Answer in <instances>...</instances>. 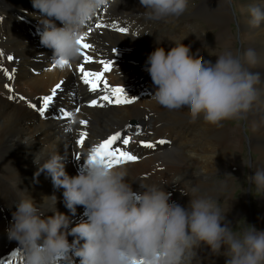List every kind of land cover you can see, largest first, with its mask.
<instances>
[{"label":"bare ground","instance_id":"6f19581e","mask_svg":"<svg viewBox=\"0 0 264 264\" xmlns=\"http://www.w3.org/2000/svg\"><path fill=\"white\" fill-rule=\"evenodd\" d=\"M228 2L204 0L195 6H186L180 16L149 19L148 22L139 0H109L100 13L107 17L103 20L104 26L93 27L82 34L84 42L91 45L86 54L93 56V62L88 63L86 70L103 72V66L98 62L110 59L111 71L104 73V79L110 86L122 84L125 94L130 98L136 96L140 89L148 91L142 87L148 85L153 95V84L146 81L148 73L145 68L148 53L157 45L167 50L175 41H181L189 48V55L197 59L203 60L202 53L209 52L210 62H215L216 56L233 50L231 38L234 33L231 34L229 27L232 12ZM240 4L239 38L244 43V52L251 49L255 53V62L250 63L244 58L243 67L258 74L254 83L255 98L248 110L241 113L247 126L248 136L245 138L249 150L258 154L257 160L248 164L251 169L245 168L250 178L258 168H264V21L253 26L246 12L249 13L248 9L252 6L264 10V0H246ZM39 15V10L32 7L31 0H0V53H3L0 67L9 72L15 69L12 79L0 71V260L12 257L13 250L16 251L15 256L23 257L17 241L7 236L6 228L11 221L14 203L24 194L32 197L43 214L51 215V202H43L42 197L55 193V208L68 215L72 223L86 218L83 216V206L77 205L75 214L65 208L62 189L54 188L50 176L45 172L34 177L36 165L33 156L43 160L52 151H58L64 156L65 171L73 175L77 164L99 139L118 128L124 130L132 121H136L135 125L140 126L141 131L135 137H130L126 150L133 147L138 149L141 140L154 143L169 138L172 143L170 147L165 144L155 146L151 153L142 151L140 160L119 165L127 170L128 177L125 179L131 184L133 192L140 191L141 184H163L161 190L167 195L168 202L187 206L190 199L187 192L193 196L211 197L216 201L222 199L224 203H219V207L228 220L237 212L247 213L244 199L242 204H238L236 199H232L231 191L234 183L232 176L240 172L243 163L224 157L231 153L230 150L241 151L243 135L237 124H227L232 128L225 127L222 120L212 124L203 120L202 116L193 120L186 111L168 109L157 103L154 97L142 98L130 104H107L100 108L79 106L80 111H76L72 119L62 121L40 119L36 111L29 107V102L38 104L40 97L50 94L53 86L61 83L52 102V105H61V98L68 99L67 94L71 88L80 87L82 73L78 71V65L85 64V61L79 54L74 62L69 63L70 67L61 68L57 65L56 60L50 57L52 50L41 45L38 37L31 36L22 28V25L39 23ZM125 17L129 21L120 19ZM184 20H189L196 28L192 30L181 23ZM133 21H136L135 24H130ZM110 22H115L116 28L108 26ZM199 23L217 32H214L213 37H208L198 28ZM134 25L141 27L138 31H143L138 36L131 33ZM119 27L127 28L129 33L118 32L116 29ZM155 33L157 36L153 37ZM113 48L115 52H112ZM8 56L13 59L8 60ZM23 77L29 88L38 94H33L26 87ZM5 84L10 89L5 88ZM99 88L103 95V85ZM9 96L13 99L10 100ZM21 96L25 100H21ZM82 119L87 121L85 125L79 123ZM187 122L198 125L196 135L193 134L195 126L192 129ZM236 127L238 129L234 130ZM80 131L86 132V137L77 144ZM189 150L195 151L203 159L189 157ZM77 152L80 153L79 158L75 155ZM216 163L228 168L220 186L214 185L217 183L216 178L214 184L208 181L210 174L217 170ZM176 177L180 178L179 182L173 184ZM193 187L197 189L195 193H192ZM260 188L264 190V187ZM259 202L260 206L253 204L250 211L255 206L260 207V212L256 209L254 219L257 222L256 229L259 230L260 225L264 230V195ZM244 217L237 220L241 226L244 225ZM67 239L71 242L73 237L69 235ZM194 252L192 264H224L223 255L213 253L204 244L195 247Z\"/></svg>","mask_w":264,"mask_h":264},{"label":"clouds","instance_id":"9594fccd","mask_svg":"<svg viewBox=\"0 0 264 264\" xmlns=\"http://www.w3.org/2000/svg\"><path fill=\"white\" fill-rule=\"evenodd\" d=\"M104 3L31 0L40 13V44L52 50L57 64L77 59L81 29ZM139 5L146 18L158 20L180 16L187 0H139ZM248 11L253 26L264 21L260 7L252 6ZM244 58L254 63V51L247 50ZM145 70L157 103L184 110L193 120L202 116L215 124L239 116L255 98L258 74L245 69L242 58L231 52L210 62L190 56L189 48L181 41L167 50L157 45L146 57ZM187 155L203 159L195 151L189 150ZM33 163L34 177L45 172L53 187L62 189L65 208L75 214L76 206H83L86 218L72 223L68 215L55 208V193L42 197L43 202H51V215L43 214L29 194L20 196L6 233L17 241L24 264H72V256L79 258L78 264H192L194 248L200 244L223 255L224 264H264V230L251 225L234 234L224 222V211L211 197L185 192L190 199L187 206H181L168 202L161 190L163 184H141V190L133 192L124 167L108 166L88 157L75 174L69 175L64 156L58 151L43 160L34 155ZM179 179L174 178L173 184ZM250 180L264 187V168H258ZM196 191L193 187L192 193ZM69 235L73 237L71 242Z\"/></svg>","mask_w":264,"mask_h":264},{"label":"snow or ice","instance_id":"6c2138e0","mask_svg":"<svg viewBox=\"0 0 264 264\" xmlns=\"http://www.w3.org/2000/svg\"><path fill=\"white\" fill-rule=\"evenodd\" d=\"M109 26L116 28L115 22H113V24ZM97 27H100V25H97ZM90 30L91 28L89 27V31ZM116 30L120 33H125L128 31V29L125 27H119ZM77 43L79 45V54L83 57V60L85 61V64L78 65V71L82 73L80 76V80H82L86 85H88L89 91L93 93L97 92V89L100 87L101 84L103 85V95H97L96 98L90 99L89 104L91 106H96L101 101L106 102L109 105H121L132 103L136 99V97L132 96L131 98H129V96L125 94V91L121 86H110V84L104 79V73L110 71L112 68V61L108 59L100 60L98 62L100 65L103 66V72L86 70L88 63L93 62V56L86 54V50L91 48V45L84 42L83 35L78 38ZM112 52H115L114 48L112 49ZM2 56L3 53H0V58H2ZM7 59L12 60L13 57L8 56ZM57 65H59L61 68L65 66H71L69 62L65 60H60ZM55 66L56 65H53V67ZM0 71H2L3 74L9 79H12V72H14L15 69H13L12 72H9L6 68L0 67ZM61 86V83L55 84L50 90V94H46L40 97L38 104L29 102V107L33 108L36 112H38L41 117H44L46 111L52 105L53 99L57 95V91L61 88ZM4 87L10 89V86L8 84H5ZM8 98L10 100L13 99L12 96H9ZM20 99L25 100L23 96H21ZM75 110L77 112L80 111L79 107H77ZM60 112L64 117H70L72 115V113L64 111L63 109H60ZM79 123L81 125H85L87 121L82 119L79 121ZM137 131H139V126H137ZM85 137L86 132L80 131L79 138L76 140V143L80 144L85 140ZM130 139L131 138L128 135H122L120 131H116L113 134L107 136L106 139H103L99 143L94 145L89 150L87 157L89 160H98L108 166L118 165L123 163L124 161H135L138 159V157L136 155H133L130 151L124 150V146L129 145ZM140 143L144 147L149 149L156 146L152 142H146L143 140H141ZM156 143L165 144L167 143V141L164 139H160ZM75 155L77 158L80 157L79 152L75 153ZM13 255H16V253H13ZM0 264H5V262H0Z\"/></svg>","mask_w":264,"mask_h":264},{"label":"rangeland","instance_id":"374dc122","mask_svg":"<svg viewBox=\"0 0 264 264\" xmlns=\"http://www.w3.org/2000/svg\"><path fill=\"white\" fill-rule=\"evenodd\" d=\"M194 1L189 2V0H187V7L195 6L198 3L204 2V0H199V1L194 0ZM244 1H246V0H229V2H228L229 8H230L229 10H231V12H232V19L229 22V27H230L231 34H232V32L234 33V34H232V38H231L233 50L231 49L230 52H233L234 56H240L242 58V60L244 59V53L245 52H244V48H243L244 47V43L239 38V31L241 29V14H240L241 13V4L240 3H243ZM192 2L195 3V4H193ZM246 15L249 18H251L249 13L246 12ZM187 21H189V20H187ZM187 21L185 22V20H184L181 23L186 24L192 30L196 28L195 26H193V24L190 21H189L190 23L187 22ZM198 28L202 31V33L207 34L208 37H213L215 35V33L217 32V30L215 31L213 29H210V28H208V26H206L205 24H202V23H199ZM154 36L156 37V34H154L153 37ZM177 43L178 42L175 41L173 44H177ZM209 55H210V53L207 52V51L202 53L203 60L210 59ZM25 81H26V79L23 77V83L26 85V87L33 94H38V93H35L33 90H31L29 88V86L25 83ZM222 122H224V126L225 127L230 126V125H227V124H231V123L239 125L241 133L243 135L242 136L243 137V144H242L241 151L238 152V150H236V151L230 150L231 153L226 155V156H224V157L233 158L237 162L243 163L242 164V169L240 170V172L236 173L235 176H232V180H233L234 183H232L233 186L231 188V191H233L232 199H236L239 202L238 204H242V201L244 199V201H245L244 204L247 206V213L246 214H244V213L242 214L240 212L239 213L237 212L232 217H230L229 220L225 218L226 220L224 221L225 223L228 224L229 229L234 234H240L244 230L248 229L251 225L252 226L254 225L255 226L254 228H257V222L255 221L254 216H255L257 210H258V212H260L261 209H260V207L255 206L254 210L252 209V212H251L250 211V206L253 205V204L258 205L260 203L259 201H260L261 197L264 195V190H262L263 188L261 189L254 182H252L250 180V178L247 176V173L245 172V168L246 169H251V165H248V164H251V163L255 162L257 160V156H258V154H256V153H254V152L249 150V146H248L247 140L245 138V136H248L247 126H246L245 120L243 119V117L240 114L238 117L225 119V120H222ZM168 123L170 125H174L172 122H168ZM187 123L189 124L188 126L192 127V129L194 128V126H195L194 123H191V122H187ZM176 124H178V123H176ZM197 126L198 125H196L194 130H193V134L194 135L197 134V131H198ZM230 127L232 128L233 126H230ZM237 127L233 128V129L237 130L238 129ZM161 129L164 130V128H161ZM216 133H214V134H216ZM237 136H238V134H237ZM222 165H223V162H222ZM222 165H219V164L216 163L217 170L214 173L210 174V176L208 177V181L211 184H214L213 180H215V178H216L215 181H217V183L214 184V185H218V186H220L221 181L224 180V178H225L224 173L228 170V168L227 167H222ZM243 175H244V177H243ZM239 177H241V178L239 179ZM154 185H158V184L154 183ZM254 185H255V187H253ZM213 202L217 203L218 206H219V203H224L222 199H220L219 201H216V200L213 199ZM259 206H260V204H259ZM241 210H245V209H241ZM241 217H244V218H242L243 219V223H244L243 226H241L237 222V220L239 218H241ZM259 230H262L260 225H259ZM237 231H239V232L237 233ZM223 260H225L224 256H223ZM220 264H221V262H220Z\"/></svg>","mask_w":264,"mask_h":264}]
</instances>
